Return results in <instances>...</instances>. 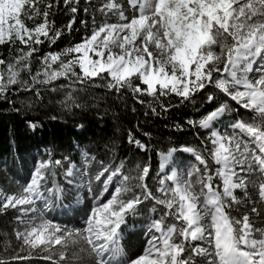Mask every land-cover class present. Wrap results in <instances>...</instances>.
Listing matches in <instances>:
<instances>
[{"label": "snow or ice", "instance_id": "6c2138e0", "mask_svg": "<svg viewBox=\"0 0 264 264\" xmlns=\"http://www.w3.org/2000/svg\"><path fill=\"white\" fill-rule=\"evenodd\" d=\"M97 3L0 0V46L7 50L0 54V99L19 112L23 94L41 102L61 94L55 103L72 116L88 107L82 97L89 94L98 113L99 101L129 93L152 113L157 106L167 112L175 100L196 116L171 127L207 135L199 147L181 145L196 161L186 170L176 165V148L157 153L155 188L147 182L149 163L118 158L103 138L96 149L77 145V156L57 158L46 149L18 188L0 187V212L15 210V244H6L0 264H264V0ZM76 24L83 35L53 50ZM127 141L151 149L131 131ZM58 176L91 197L82 211L68 209L80 215L79 226L50 215L63 207ZM137 217L148 220V231L129 251L123 241Z\"/></svg>", "mask_w": 264, "mask_h": 264}, {"label": "trees", "instance_id": "16d2710c", "mask_svg": "<svg viewBox=\"0 0 264 264\" xmlns=\"http://www.w3.org/2000/svg\"><path fill=\"white\" fill-rule=\"evenodd\" d=\"M92 2L99 6L97 0ZM79 15L83 16V13ZM80 28L81 26L76 24L72 35H65L52 46V49L58 50L78 40L83 35L82 29L76 31ZM42 50L49 49L47 46H42ZM0 54L7 55L4 46H0ZM92 95L82 97V100L88 102V107L78 110L75 116L61 113L55 103L61 98V94H45L42 102L37 101L30 94H23L16 98V107L22 109L19 112L13 111L7 101L0 99V187L9 191L18 188L17 182L23 183L28 178L35 162L44 157L46 149L52 150L57 158L61 155L77 156V145L96 149V143L101 138L114 143L118 158L128 157L134 158L133 162L149 163L150 175L147 182L153 188L157 185L151 177L159 172L158 152H166L168 148L174 147L178 150V157L186 163V168L196 163L190 153L181 150V145L199 147V142L207 132L187 126L182 131L171 127L173 123H183L188 117L196 116L191 106L177 107L176 101L173 100V107L167 112L161 111L157 106L156 113H152L147 105H141L129 93L127 99L123 101H115L114 97L107 103L103 100L99 101V113H103V118H100L94 107L97 102L92 99ZM133 108L135 111H132ZM53 115L57 116V119H51ZM28 120L38 121V127L35 130L30 129ZM78 125H83V128ZM129 131L143 142H150L151 149L142 152L134 144H129L127 141ZM144 132H150L151 137L144 136ZM58 181L65 189L64 197L59 203L63 207L73 206L76 200L74 186L68 185L62 176H58ZM90 200V196H85L84 202L74 208L82 211L85 203ZM14 214L13 209H9L6 213L0 212V255H5L4 249L9 241L11 245L15 244V240L10 236L14 227L12 220ZM135 219L137 225L133 234L126 235L123 241L129 251H136L140 247L144 241V226L149 223L146 218ZM58 220L60 223L79 226L80 215L65 212V215ZM35 264H45V262L39 258L35 260Z\"/></svg>", "mask_w": 264, "mask_h": 264}, {"label": "rangeland", "instance_id": "374dc122", "mask_svg": "<svg viewBox=\"0 0 264 264\" xmlns=\"http://www.w3.org/2000/svg\"><path fill=\"white\" fill-rule=\"evenodd\" d=\"M221 130H223V128H221ZM177 153H178V150H176V152L174 153L176 165H178L180 168L186 170L187 169L186 168V166H187L186 163L182 159H180L178 157V154ZM168 171L170 172L171 169L168 168ZM72 185L74 186V191H75V189L78 187V185L75 182ZM85 191L87 192V188L86 187H84L83 190L80 191L79 193H77L75 191V197H76V200H77V197H79V203H76V200H75V203H74L73 206H65V207H60L59 206V207H57V209L54 212H51L50 215L55 216V218L57 219V221H59L58 219H60L62 215H65V212H68V213L69 212H72V211L68 210L69 208H74L76 206L81 205V203L84 202V199H85ZM37 203L39 204V201ZM62 224H65V223H62ZM69 226H71V225H69ZM147 231H148V224L144 226L143 233L145 234V232H147ZM144 239H145V236H144Z\"/></svg>", "mask_w": 264, "mask_h": 264}]
</instances>
